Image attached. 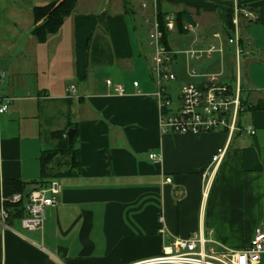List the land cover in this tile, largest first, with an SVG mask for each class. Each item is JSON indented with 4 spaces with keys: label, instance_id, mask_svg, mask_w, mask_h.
Wrapping results in <instances>:
<instances>
[{
    "label": "crops",
    "instance_id": "0c3cea01",
    "mask_svg": "<svg viewBox=\"0 0 264 264\" xmlns=\"http://www.w3.org/2000/svg\"><path fill=\"white\" fill-rule=\"evenodd\" d=\"M234 1L76 0L42 43L31 33L33 24L26 31L8 30L0 8V100L8 99L0 113V205L5 179H38L40 154L55 145L51 131L76 124L80 153L79 174L58 179V203L45 208L42 232L23 229L19 212L7 207L10 229L0 231V264H130L152 258L164 244L160 214L169 234L201 231L232 249L244 247L253 230L264 227V110L245 109L264 100V0H237L252 15L237 19L243 49L238 56L226 33ZM181 10L190 12L194 30L172 46L169 40L180 54L171 64L177 82L197 79L188 69L219 74L231 86L238 82L255 134L236 133L228 140L224 130L160 131L158 107L148 95L155 84L144 19ZM212 44L221 45L222 53L185 56L186 49ZM183 56L186 75L176 62ZM108 78L122 84L125 94L111 92ZM224 147L223 157L212 162ZM214 165L203 195L202 174Z\"/></svg>",
    "mask_w": 264,
    "mask_h": 264
},
{
    "label": "built area",
    "instance_id": "2783aa9c",
    "mask_svg": "<svg viewBox=\"0 0 264 264\" xmlns=\"http://www.w3.org/2000/svg\"><path fill=\"white\" fill-rule=\"evenodd\" d=\"M145 7V4H143ZM233 18L231 20L232 35L227 37L229 44H234L235 55L243 52L239 44V32L237 28L240 16L247 18L252 16L235 0L232 6ZM164 28L172 32L175 30L173 15L164 17ZM147 27V44L151 49L150 73L155 84L154 92L148 95L156 102L159 111V128L162 133H190L198 134L214 130H224L228 140L236 133L255 134L251 125H244L240 120L243 105L239 95L238 82L231 86L222 80L219 74H198L193 69H188L190 77L199 78L197 81L183 82L175 95V88L170 84L177 82L176 73L172 65L176 51L168 48L163 42V32L159 20L154 15L151 19L145 18ZM183 29L194 30V24L185 23ZM219 38L218 33L212 34ZM222 46L212 44L206 49H186L187 59H199L203 56L210 57L213 53H222ZM107 88L115 94H125L122 84L105 80ZM134 88L138 82L133 81ZM139 93V90L136 91ZM68 94L75 95V86L70 84ZM8 99L0 100V113L7 110ZM226 147L217 150L212 162H218L224 155ZM149 157L156 158L154 153ZM206 169L202 174L203 195L209 187L212 171ZM58 179L51 180L46 186L34 187L24 196L20 192L3 196L0 205V231L10 229V213L6 204H22L23 216L20 217V226L28 231L42 232L44 224V211L46 207L55 206L61 191ZM165 182L170 183L171 178L165 177ZM160 223L159 232L164 239L162 251L159 255L130 264H260L264 254V227L257 226L253 230L252 237L240 249L227 247L210 236H205L201 231L191 232L188 236L172 235L163 225V216L158 217Z\"/></svg>",
    "mask_w": 264,
    "mask_h": 264
},
{
    "label": "trees",
    "instance_id": "16d2710c",
    "mask_svg": "<svg viewBox=\"0 0 264 264\" xmlns=\"http://www.w3.org/2000/svg\"><path fill=\"white\" fill-rule=\"evenodd\" d=\"M76 0H51L49 3L41 6L32 7L33 26L32 35L38 42H44L49 34L55 33L59 26L62 25L65 17H67L74 8ZM232 11V9H231ZM161 25L163 32L162 42L169 48V39L171 32L167 31L164 26V17L166 13L155 14ZM231 17V16H230ZM175 30L180 33L187 32L183 29L185 23H194L189 11L181 10L173 14ZM231 27V18L228 21L227 36H230L229 28ZM246 110H264V100L258 103L247 105ZM74 129V137L71 142L68 141L67 130ZM78 128L76 124L67 123L62 130H54L50 132L51 139L55 142L54 147L43 150L39 157L40 174L38 179L32 181H23L19 178L5 179L2 183L4 196L12 193L20 192L24 196L28 193L26 190L31 184L33 187L46 186L53 179H59L64 176H73L79 174L80 171V153L75 148ZM107 165L109 160L107 157ZM6 207H13L21 216H23L22 204H6ZM20 216V217H21Z\"/></svg>",
    "mask_w": 264,
    "mask_h": 264
},
{
    "label": "rangeland",
    "instance_id": "374dc122",
    "mask_svg": "<svg viewBox=\"0 0 264 264\" xmlns=\"http://www.w3.org/2000/svg\"><path fill=\"white\" fill-rule=\"evenodd\" d=\"M48 1H51V0H0V8L5 12V17L9 20V23H8L9 29L8 30L11 31L10 28H13V27H18L21 30H25V31L28 30L31 27V25L33 24V16H32V12H31V8L37 4L41 5V4L47 3ZM16 31L17 30L15 29L12 32H16ZM7 34L9 35V32H7ZM10 35H11V32H10ZM186 35H188L187 32L180 33L177 30L172 31V33L168 37V39L170 40L171 46L173 45L174 42L179 43V41L186 38L187 37ZM14 37H16V36H14ZM174 51L178 52V50H175V49H174ZM149 53H150L149 54V61L151 63V50ZM178 55H180V54L177 53L176 56H178ZM185 61L186 60H185L184 56H183V62L178 57L176 59V62L183 64L182 69H183L184 74L186 73L185 72V64H184ZM201 62L203 63V65H206L208 63V60L203 58V59H201ZM244 69H245V65L243 64V65H241V72H242L241 76L243 77V79H245V76H244L245 70ZM150 75H151V73H150ZM220 78L225 79L226 77L223 78V76H220ZM178 79H179L178 82H171V84H170L173 88H175V92H174L175 95L177 94L182 82L195 81V80L197 81L199 78H197L195 80L188 79V78L181 79V80H180V78H178ZM226 79H228V78H226ZM239 118H241V121L243 124L244 123L248 124V122H249L248 121V113L246 110L241 112ZM249 125L253 126V124H249ZM55 127L59 128L60 122ZM45 142L50 143L51 139H48ZM260 259H261L260 264H264V254L262 255V258H260Z\"/></svg>",
    "mask_w": 264,
    "mask_h": 264
},
{
    "label": "water",
    "instance_id": "95a60500",
    "mask_svg": "<svg viewBox=\"0 0 264 264\" xmlns=\"http://www.w3.org/2000/svg\"><path fill=\"white\" fill-rule=\"evenodd\" d=\"M67 136H68V141L69 142H71L73 139V137H74V129L73 128H69L68 130H67Z\"/></svg>",
    "mask_w": 264,
    "mask_h": 264
}]
</instances>
